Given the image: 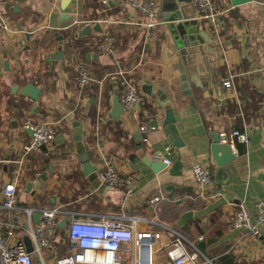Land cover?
<instances>
[{
	"label": "crops",
	"instance_id": "1",
	"mask_svg": "<svg viewBox=\"0 0 264 264\" xmlns=\"http://www.w3.org/2000/svg\"><path fill=\"white\" fill-rule=\"evenodd\" d=\"M158 1L159 23L145 44L143 29L129 31L116 24L127 17L124 0H0V16L9 25L0 35V224L2 191L14 182L17 206L34 210V215L59 208L66 213L61 220L69 221L71 214L105 215L126 225L133 220L137 232L159 233L150 250L151 264H170L172 231L184 237L189 252L204 244V254L198 248L201 264L205 259L211 264H264V228L255 238L229 225L239 204L254 218L256 204L264 201V0L235 7L229 0H216L219 9H229L220 18L218 36L208 21L198 19L191 8L186 11L194 14L199 31L214 45V50L205 44L194 50L186 66L164 18L173 1ZM105 32L117 40L111 54L95 47ZM77 63H85L94 80L83 90L72 82ZM119 68L137 84L142 105L115 120L109 115L114 97H120L115 76ZM185 68L192 103L181 91L180 70ZM228 77H233L234 90L222 85ZM143 86H150L151 93ZM27 90L35 92V100ZM167 110L173 120L164 124ZM27 121L51 123L63 141L54 140L19 166L21 148L31 136L23 128ZM76 127L98 179L102 155L120 174L137 176L130 193L92 187L72 141ZM233 130L245 134L247 142L235 145L233 161L217 165L210 136ZM156 158L163 167L153 172L146 164ZM194 163L212 171L205 189L193 178ZM214 193L219 196L211 198ZM38 221L32 217L33 226ZM23 228L15 230L14 237L24 242ZM6 229L0 225L1 231ZM58 231L42 260L31 254L33 264H55L69 254L65 238L59 241L65 229ZM124 249L132 245H122L121 264L140 258L139 250Z\"/></svg>",
	"mask_w": 264,
	"mask_h": 264
},
{
	"label": "built area",
	"instance_id": "2",
	"mask_svg": "<svg viewBox=\"0 0 264 264\" xmlns=\"http://www.w3.org/2000/svg\"><path fill=\"white\" fill-rule=\"evenodd\" d=\"M190 8L200 20H206L211 25V32L218 36L221 25L220 18L229 9L221 10L216 0H189ZM128 9L125 20L116 22L129 31L143 29L145 32V44L151 40L150 31L159 23L160 6L158 0H124ZM9 30V25L0 16V35ZM116 38L108 32L102 34L99 40L95 41L96 49L103 54L113 53L116 47ZM264 73V42L262 50V69ZM120 87V102L125 110L137 109L142 105V95L137 84L129 78L127 71L118 69L115 72ZM73 84L79 89L88 88L93 82L89 67L85 63H77L72 77ZM227 90H234L233 77L222 81ZM49 122L27 121L23 128L31 131V136L21 148L19 161L23 162L42 146H47L55 140L56 132ZM142 133L144 127H140ZM264 135V132H263ZM221 142L228 144L233 153H237L235 145L247 142L245 134L233 130L229 135L220 134ZM100 149V147H98ZM165 165L170 161L164 159ZM102 168L99 174L101 185L108 188H119L125 193H130L136 186L137 176L135 174H120L117 166L107 157L102 155ZM194 180L205 189L211 184L212 171L209 167L194 163L191 168ZM3 218L0 225H5L6 231L0 230V264H33L31 254L34 253L40 260L43 253L50 249L58 231L57 225L61 218L66 216L59 208L42 209L39 221L36 226L32 225V217L35 213L32 209L20 208L17 206L16 185L14 182L7 183L2 191ZM204 195V194H203ZM211 198L219 196L218 193L209 195ZM158 201L154 198L152 202ZM68 218V217H67ZM134 221L126 225L115 218L101 215L90 218H78L70 215L65 228V240L68 244L69 254L58 258L55 264H121L120 256L122 245H132V249H124V252L147 248L150 254L151 247L159 239L160 234L154 232H137L134 228ZM230 228L244 231L247 236L260 237V228H264V201L256 204V215L250 216L242 204L234 213ZM24 226V228H23ZM23 228L26 237L29 239L32 252L28 253L23 241L14 237V231ZM173 239L167 250V258L170 264H201L200 252L197 246H192L194 251L189 252L186 248L187 242L182 235L172 231ZM202 238H200V241ZM140 255V254H139ZM204 263L211 264L205 259ZM133 264H141V258L134 259ZM147 264H151L150 256Z\"/></svg>",
	"mask_w": 264,
	"mask_h": 264
},
{
	"label": "water",
	"instance_id": "3",
	"mask_svg": "<svg viewBox=\"0 0 264 264\" xmlns=\"http://www.w3.org/2000/svg\"><path fill=\"white\" fill-rule=\"evenodd\" d=\"M165 1V0H164ZM171 1V0H170ZM173 5L169 11V17H165V21L167 23V32L170 35L171 39L173 40V43L175 45V48L179 51L181 60L180 62L183 63L184 66L187 65V62L190 61V55L194 54V50H200V46H203L204 44L207 46V48L214 50V45L210 41V37L206 34H203L199 31V25L196 21H194V14L189 12V14H186V11H190V7L188 6L189 0H172ZM251 0H229L232 7L245 4L247 2H250ZM182 4V5H180ZM163 11V10H162ZM183 19V20H181ZM192 20V21H187ZM178 22V23H175ZM180 72L182 73V83H181V91L183 92V95L188 97L191 100V103L193 102L192 93L190 91V84L187 81V76H189V70L185 68L181 69ZM187 75V76H186ZM32 87V86H29ZM29 89V88H27ZM143 90H148L146 93H151V87L150 86H143ZM150 90V91H149ZM28 91V95L31 99H36L34 96L35 92L30 90ZM26 94V95H27ZM112 110L109 115L111 119H119L121 114L125 111V108L121 104L118 95H116L112 101ZM192 105V104H191ZM194 106V105H192ZM171 111L167 110L165 112V119L164 124H169L172 121ZM157 122H152V128L157 127ZM31 132V131H30ZM139 133H136L134 136L139 138ZM141 137L145 139V136ZM211 137V157L213 161L217 165H225L226 163L233 161L235 159L231 148L228 144L221 143V137L217 133H213ZM56 142L63 141V137L58 136L55 138ZM72 141L75 144V148L77 153L80 156V160L83 163L84 166V173L89 178V182L91 183L92 187L98 188L99 186H102L99 179L97 178L95 174V169L91 167L89 164V155L86 152V147L82 143L81 139V132L79 128L76 127L75 131H73L72 135ZM41 148H46V146H42ZM150 164L148 167L151 168L153 172H157V170H160L163 165H161V161L156 158L154 161L149 160ZM40 216V213H36L33 216V219L35 223L37 222L38 218ZM67 219H62L58 225L57 228L61 231H63L66 228ZM24 244L26 247V250L28 253L32 252V247L30 244V241L28 238L24 239ZM198 248L200 251L204 254V244L200 243L198 245ZM140 258H141V264H147L149 260V251L147 248H141L140 249Z\"/></svg>",
	"mask_w": 264,
	"mask_h": 264
},
{
	"label": "rangeland",
	"instance_id": "4",
	"mask_svg": "<svg viewBox=\"0 0 264 264\" xmlns=\"http://www.w3.org/2000/svg\"><path fill=\"white\" fill-rule=\"evenodd\" d=\"M59 241H61V242L65 241V240H64V236H63V235H61V236H60V239H59ZM65 242H66V241H65ZM65 242H64V243H65ZM43 255H45V253H43Z\"/></svg>",
	"mask_w": 264,
	"mask_h": 264
},
{
	"label": "trees",
	"instance_id": "5",
	"mask_svg": "<svg viewBox=\"0 0 264 264\" xmlns=\"http://www.w3.org/2000/svg\"><path fill=\"white\" fill-rule=\"evenodd\" d=\"M58 232H60L61 234L63 233V231H58Z\"/></svg>",
	"mask_w": 264,
	"mask_h": 264
}]
</instances>
